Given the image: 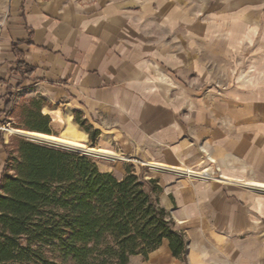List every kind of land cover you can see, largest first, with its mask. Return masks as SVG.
Instances as JSON below:
<instances>
[{
	"label": "crops",
	"instance_id": "0c3cea01",
	"mask_svg": "<svg viewBox=\"0 0 264 264\" xmlns=\"http://www.w3.org/2000/svg\"><path fill=\"white\" fill-rule=\"evenodd\" d=\"M2 16L0 110L32 87L161 188L185 258L163 239L128 264H264V190L245 185L264 183V0H6ZM209 164L223 180L167 169Z\"/></svg>",
	"mask_w": 264,
	"mask_h": 264
},
{
	"label": "trees",
	"instance_id": "16d2710c",
	"mask_svg": "<svg viewBox=\"0 0 264 264\" xmlns=\"http://www.w3.org/2000/svg\"><path fill=\"white\" fill-rule=\"evenodd\" d=\"M16 61L13 71L32 76L31 67ZM15 96L8 93L0 117L11 114ZM45 103L31 98L21 109L24 124L14 128L51 134ZM73 120L94 145L100 132L78 110ZM14 142L16 152L0 136V264H128L163 239L174 256L185 258V237L159 205L155 179L143 180L132 165L119 179L80 152L19 137Z\"/></svg>",
	"mask_w": 264,
	"mask_h": 264
},
{
	"label": "rangeland",
	"instance_id": "374dc122",
	"mask_svg": "<svg viewBox=\"0 0 264 264\" xmlns=\"http://www.w3.org/2000/svg\"><path fill=\"white\" fill-rule=\"evenodd\" d=\"M5 4H6V0H0V20L2 19V13L4 11L5 8ZM12 92H16V96H15V100L12 104V111L11 114L9 116H1L0 117V136L3 137V140L5 143H8L10 146V149L13 150L14 152H16L15 150V145H14V141L17 137L19 138H23L20 135H15L10 133L7 128H12L15 129L14 127H16V125H23L25 120L24 117L21 114V109L23 106L27 105V103L29 102V100L31 98H35L41 101L46 102V104H49V102L44 99L39 93H37L35 90H33L32 87H26V86H21L19 89H13L11 90ZM42 111V109H41ZM46 111V110H45ZM52 111H46L44 114H48L51 122L49 124V128L51 130V134L55 135V136H60V131L62 128V122L57 123L54 122L52 120V117H55L53 113H51ZM10 133V134H9ZM84 145L87 147H94V145H90L89 142H84ZM98 148V147H97ZM0 150H2L1 146H0ZM78 152V151H77ZM76 152V153H77ZM82 153V152H80ZM84 154V153H82ZM85 155V154H84ZM86 156H88L89 158L95 160V162H97L99 169L103 172H106L108 169H110V172L115 175L118 176L120 171L125 173V169L126 167H128L129 165L133 166L134 172L135 174L137 173V162L134 161L133 159H131V161H128L127 158H123L119 155V158L116 159H111V160H104L101 159L99 157H95V156H89L86 154ZM123 158L124 160L120 161L119 159ZM151 167L154 168V166L152 165ZM145 168V167H144ZM2 170V169H1ZM146 170L145 169H141V172ZM159 170H152V173H158ZM162 171V170H161ZM1 176V175H0ZM139 176V175H138ZM51 257V256H50Z\"/></svg>",
	"mask_w": 264,
	"mask_h": 264
},
{
	"label": "bare ground",
	"instance_id": "6f19581e",
	"mask_svg": "<svg viewBox=\"0 0 264 264\" xmlns=\"http://www.w3.org/2000/svg\"><path fill=\"white\" fill-rule=\"evenodd\" d=\"M53 112V110H52ZM57 118L60 122H62V128L60 131V136H55L53 134H43L35 131H25L22 129H12L7 128V130L15 135H20L21 137L28 139L30 141H34L44 146H54V147H65L75 152H82L89 156L99 157L101 159H114L116 158V154L109 151L104 150L97 147H87L84 145V140L86 138V134L81 129V127L70 118V112L66 111L65 113H56ZM56 118V117H55ZM9 133V134H10ZM137 161V160H135ZM154 166L156 170H163L164 167L160 164L152 163L150 166ZM248 187H251L255 190H264V183L262 182H253L248 181L245 183Z\"/></svg>",
	"mask_w": 264,
	"mask_h": 264
},
{
	"label": "built area",
	"instance_id": "2783aa9c",
	"mask_svg": "<svg viewBox=\"0 0 264 264\" xmlns=\"http://www.w3.org/2000/svg\"><path fill=\"white\" fill-rule=\"evenodd\" d=\"M167 169L172 173L178 175L179 177L186 175L192 179H201L206 182H210L212 180H216V181L223 180L217 173V170L215 169L213 164H209L197 170L185 169V168H167Z\"/></svg>",
	"mask_w": 264,
	"mask_h": 264
},
{
	"label": "water",
	"instance_id": "95a60500",
	"mask_svg": "<svg viewBox=\"0 0 264 264\" xmlns=\"http://www.w3.org/2000/svg\"><path fill=\"white\" fill-rule=\"evenodd\" d=\"M25 139V138H24ZM26 140H28V139H26ZM28 141H30V140H28ZM30 142H32V141H30ZM34 142V141H33ZM39 144V143H38ZM51 147H54V146H51ZM54 148H59V149H66V150H70V149H68V148H65V147H54ZM70 151H72V150H70ZM72 152H75V151H72ZM86 155V154H85Z\"/></svg>",
	"mask_w": 264,
	"mask_h": 264
}]
</instances>
